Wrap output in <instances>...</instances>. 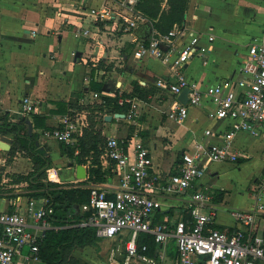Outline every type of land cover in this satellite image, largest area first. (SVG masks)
<instances>
[{
  "label": "crops",
  "instance_id": "obj_1",
  "mask_svg": "<svg viewBox=\"0 0 264 264\" xmlns=\"http://www.w3.org/2000/svg\"><path fill=\"white\" fill-rule=\"evenodd\" d=\"M102 1L105 0L85 2L90 7ZM162 6L165 7V4ZM70 8L66 0H0V116L7 113L13 121L21 117L29 120L32 133L37 135L39 145L47 152L45 157L51 159V168L58 173L59 184L77 185L86 181L91 158H87L85 164H77L74 158L63 152L59 143L49 141L44 132L57 128L61 118L70 110L87 111L89 115V106L98 103L92 99L94 84L101 83L102 92L109 95H115V91L109 89L111 83L126 93L131 92L132 83L153 92L146 99L133 97L138 109L135 125L124 120L122 114L113 113L117 119L98 123L97 126L105 137L116 135L124 138L130 127L137 130L144 146L149 149L153 170L162 175L176 170L181 153L194 140L212 141L205 138L206 130L220 134L227 130L225 121L208 117L213 112V106L207 102L189 108L183 123L167 118L176 100L156 86L159 79L168 76L167 67L152 58L136 61L132 56L136 46L132 39L146 41L154 30L149 21L139 25L132 34L121 36H111L103 30L96 33L92 26L84 23L82 26L89 28L91 35L77 37L73 24L78 23ZM181 25L184 35L176 40L177 46L189 41V32L200 35L199 44L202 46L209 45V35L214 37L210 52L202 57H193L182 70L185 78L204 88L222 79L237 77L247 45L264 31V0H189ZM148 29L150 34L145 39L142 36ZM90 52L96 57L97 68L101 72L109 71L100 78V82L95 80L98 69L81 61L82 56L88 57ZM118 58L120 61L111 67L110 64ZM24 95L41 104L40 113L21 115L19 100ZM94 113L97 120L108 115ZM233 149L241 155L237 163H212L200 181L202 187H208L215 193L218 227L228 229L235 225L228 210H251L255 206L256 191L264 178V132L257 137L237 134L233 139ZM3 152L7 154L9 151ZM17 155L14 161L5 163L9 175L3 179L0 177V211L24 212L31 200L28 194L33 190L28 188L27 183H13L14 175H27L32 170L31 161L25 157L30 162V168L25 173L17 171L20 161ZM4 162L2 159L3 165ZM102 172L105 173V180L97 184L88 182V188L115 183L109 172L103 169ZM37 200L40 204V200L44 199ZM157 202L160 220L167 216L174 222L183 215L179 200L166 197ZM261 219L264 220V214ZM28 222L32 232L42 233L33 220ZM52 227L49 223L48 229ZM99 241H120L125 249L121 237ZM87 248L90 247L73 251V257L80 264H98L79 258ZM159 249L157 247L153 258L143 254L148 260L128 259L126 253V258L121 261L124 264L134 261L170 263L174 252L169 251L168 246L164 251ZM17 262L42 264L41 261L26 263L21 258Z\"/></svg>",
  "mask_w": 264,
  "mask_h": 264
},
{
  "label": "built area",
  "instance_id": "obj_2",
  "mask_svg": "<svg viewBox=\"0 0 264 264\" xmlns=\"http://www.w3.org/2000/svg\"><path fill=\"white\" fill-rule=\"evenodd\" d=\"M66 1L78 23L73 24L77 37H90L91 31L82 26L84 23L92 26L96 33L103 30L111 36H121L132 34L139 25L148 22L137 10L140 0H105L90 7L86 0ZM183 35V26L174 25L164 35L152 30L146 41L133 38L132 43L136 45L133 59L152 58L167 67L168 76L159 79L156 86L176 100L167 113L168 119L183 123L189 108L207 102L213 106L208 117L225 121L227 130L222 134L206 130L205 138L212 141L194 140L181 153L176 170L164 175L153 170L149 149L144 146L137 130L129 138L106 137L99 157L100 166L115 178V183L89 188L88 202L81 207L88 217L81 225L92 226L99 239L121 237L128 259L148 260L142 254L147 247L142 245L139 252L138 240L141 235H150L160 247L159 251H164L169 241L174 242L176 252L170 264H264V220L261 219L264 214V178L251 210L227 211L235 224L229 229L217 225L215 193L200 185L210 164L238 162L241 155L233 149L237 134L257 137L264 132V31L247 45L237 77L222 79L204 88L185 78L182 70L193 57L210 52L214 37L209 35V45L202 46L199 44L200 35L189 32V41L177 46L176 40ZM81 61L98 69L93 52L88 57L82 56ZM108 73L96 70L95 80L100 82V78ZM184 90H188L187 101L182 104L177 97ZM123 92L120 87L115 90L119 96ZM102 96L115 95L94 92L92 99L100 102ZM118 105L128 107L122 114L123 119L135 125L138 117L135 98L121 97ZM41 108V104L30 96L24 95L19 100L21 115L40 113ZM88 125L87 111L70 110L61 118L60 125L44 132V136L49 141L75 147ZM46 180L59 184L57 171L47 169ZM166 197L179 200L183 210V215L174 222L167 216L156 220L157 200ZM38 202L29 200L24 212L0 211V264H19L17 260L20 258L26 263L41 261L39 242L49 228L46 215L52 210H46V200ZM30 219L42 233L30 230Z\"/></svg>",
  "mask_w": 264,
  "mask_h": 264
},
{
  "label": "trees",
  "instance_id": "obj_3",
  "mask_svg": "<svg viewBox=\"0 0 264 264\" xmlns=\"http://www.w3.org/2000/svg\"><path fill=\"white\" fill-rule=\"evenodd\" d=\"M165 4V7L162 5ZM189 0H140L137 10L149 21L152 28L161 35L167 34L174 25H181L187 11ZM129 93L123 92L120 96L116 93L114 97L102 96L100 102L89 106V125L84 130L75 147L59 144L69 157L75 159L77 164H85L87 158H91L88 169V179L77 185H62L51 183L46 180V170L51 168V159L35 152L36 134H29L25 124V118L21 117L14 121L8 114L0 116V134L12 139L7 164L17 154H22L32 163V170L27 175H14L13 183H27L28 188L33 190L28 196L31 200L44 199L47 201L46 210L52 213L46 215V221L52 224V228L44 231L39 242V256L42 264H80L72 255L73 251L85 247L98 249L99 238L95 235L92 226L81 224L87 220L88 213L82 212L81 207L88 202V182H103L105 173L102 172L99 157L102 154L106 137L98 128V123H104L103 117L96 119L98 114H125L127 106H119L118 99L121 97H137L146 99L153 92L146 90L137 83H132ZM102 84H94L96 93L102 92ZM81 109V108H80ZM93 112V113H92ZM134 131L130 127L126 138ZM77 150V154L75 152ZM108 172V171H105ZM165 214V213H164ZM156 212V220L160 221ZM146 245L147 250L142 252L146 257L153 258L157 249L154 239L150 235H141L138 240V249Z\"/></svg>",
  "mask_w": 264,
  "mask_h": 264
},
{
  "label": "rangeland",
  "instance_id": "obj_4",
  "mask_svg": "<svg viewBox=\"0 0 264 264\" xmlns=\"http://www.w3.org/2000/svg\"><path fill=\"white\" fill-rule=\"evenodd\" d=\"M117 61H120L119 58L114 60V62L110 64L112 65L111 67H114ZM117 71L119 72L118 68H117ZM114 88L115 87L112 83L109 84V89L111 91L114 92L116 90V88L115 89ZM17 158L20 161L17 164L16 170L19 171L20 173L27 172L28 169L30 168V162L22 154L17 155ZM2 159L5 160L4 165L2 163ZM7 160H8V157L6 156V154L2 150H0V177L2 179L7 177V175H9L6 172V166H5V163ZM168 248H169V251L172 250L175 255L176 251H175V245L173 241H169ZM174 255L172 256V258L174 257ZM79 258H84L91 262H96L98 264H111V262H114V261L117 262V264H124V261L122 262L121 260L126 258V251L124 249L123 243H120V241H102L98 244L97 250L91 247L87 248L80 254ZM129 264H170V263H168L167 261H164V262L159 261V262H154V263L134 261V262H130Z\"/></svg>",
  "mask_w": 264,
  "mask_h": 264
},
{
  "label": "water",
  "instance_id": "obj_5",
  "mask_svg": "<svg viewBox=\"0 0 264 264\" xmlns=\"http://www.w3.org/2000/svg\"><path fill=\"white\" fill-rule=\"evenodd\" d=\"M149 34H150V29H148L145 34H143V38L147 39L149 37ZM187 93H188V90H184L178 97H177V100L182 103V104H185L186 101H187ZM116 117V116H111V115H107L104 117V121L105 122H111L113 120V118ZM25 123L27 124V129H28V133L29 134H32V125L30 124L29 120L28 119H25ZM2 123L0 122V125ZM11 145H12V139L7 137V136H4V135H1L0 134V149L3 150V151H9L11 149ZM35 152L37 154H40L42 156H47V152L45 151V148L41 145H39V142L36 140L35 141Z\"/></svg>",
  "mask_w": 264,
  "mask_h": 264
}]
</instances>
